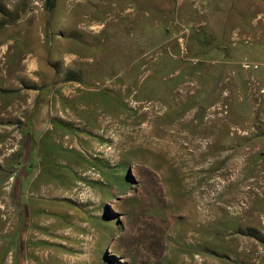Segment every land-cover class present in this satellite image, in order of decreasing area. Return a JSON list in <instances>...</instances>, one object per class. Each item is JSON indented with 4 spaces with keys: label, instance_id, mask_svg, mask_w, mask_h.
<instances>
[{
    "label": "rangeland",
    "instance_id": "rangeland-1",
    "mask_svg": "<svg viewBox=\"0 0 264 264\" xmlns=\"http://www.w3.org/2000/svg\"><path fill=\"white\" fill-rule=\"evenodd\" d=\"M262 252L264 0H0V264Z\"/></svg>",
    "mask_w": 264,
    "mask_h": 264
},
{
    "label": "bare ground",
    "instance_id": "bare-ground-1",
    "mask_svg": "<svg viewBox=\"0 0 264 264\" xmlns=\"http://www.w3.org/2000/svg\"><path fill=\"white\" fill-rule=\"evenodd\" d=\"M29 61V60H28ZM27 62V61H26ZM153 112V109L152 108H150V109H147L146 110V113H152ZM151 115V114H150ZM112 126V127H111ZM107 127H111V129H110V131H112V132H116L117 130H118V133H120V132H123L124 131V129H120L119 128V125H117V122H113V121H107L104 125H103V128L104 129H106ZM120 129V130H119ZM109 131V130H108ZM104 132H106V130H104ZM126 132H127V134L128 135H132L133 137L136 135L134 132H135V130H126ZM125 132V133H126ZM142 134H147L148 135V130H146V129H143L142 130V132H141ZM138 134V133H137ZM114 139V138H113ZM118 141V140H117ZM121 142V141H120ZM119 146V145H118ZM116 148H117V144H115L114 145V148L113 149H115L116 150ZM112 153H113V151H112ZM2 210V209H1ZM241 212V211H240ZM242 214V213H241ZM244 247V246H243ZM242 252V251H241ZM260 258H264V252H262V253H259V255H258Z\"/></svg>",
    "mask_w": 264,
    "mask_h": 264
}]
</instances>
